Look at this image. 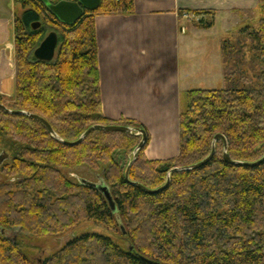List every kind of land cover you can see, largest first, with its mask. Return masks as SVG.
<instances>
[{"label":"trees","instance_id":"1","mask_svg":"<svg viewBox=\"0 0 264 264\" xmlns=\"http://www.w3.org/2000/svg\"><path fill=\"white\" fill-rule=\"evenodd\" d=\"M14 2L24 13L14 21L17 91L11 110L43 118L66 142L78 141L98 125L144 130L148 140L131 167V185L125 176L141 136L98 130L79 146L68 147L37 121L0 110V150L4 145L13 149L12 155L3 151L10 159L0 169L13 180L0 185V264H34L7 231L52 237L84 222L104 226L123 245L87 234L41 264H264V163L231 166L218 141L208 165L173 172L206 160L218 135L226 138L235 162L256 163L264 157V17L222 41V90L187 92L179 155L150 161L147 129L133 120L108 119L101 98L95 20L131 15L134 0H102L98 10L86 11L73 25L61 23L40 0ZM259 4L264 12V0ZM215 15L196 13L211 20H194V26L212 29ZM41 19L62 33L51 63L34 57L46 34L43 25L32 27ZM80 167L103 172L116 213L101 191L65 176L64 171ZM169 174L170 185L160 194L136 186L159 190Z\"/></svg>","mask_w":264,"mask_h":264},{"label":"crops","instance_id":"2","mask_svg":"<svg viewBox=\"0 0 264 264\" xmlns=\"http://www.w3.org/2000/svg\"><path fill=\"white\" fill-rule=\"evenodd\" d=\"M16 7L14 0H0V96L5 106L14 104L17 91ZM258 8L259 0H134L131 15L97 17L104 115L113 122L142 124L149 134L146 156L150 161L176 158L180 115L191 91L182 59L187 57L191 39L205 40L193 22L208 16L197 17L196 13L223 15L229 37L235 33L233 26L244 23L236 17Z\"/></svg>","mask_w":264,"mask_h":264},{"label":"rangeland","instance_id":"3","mask_svg":"<svg viewBox=\"0 0 264 264\" xmlns=\"http://www.w3.org/2000/svg\"><path fill=\"white\" fill-rule=\"evenodd\" d=\"M260 4L258 11L250 12L241 17H236L240 21L244 22L242 25L236 27L233 26L234 34L229 36V38H235L236 34L240 31L242 26L255 24L259 19L264 17V12L260 11ZM24 10L20 7H16V16H22ZM248 15V16H247ZM211 18V17H210ZM207 17V21H210ZM45 28V38L52 32L58 33L59 36L62 35L61 31L54 29L45 24V21L41 19L40 21ZM236 25V24H235ZM226 18L218 14L215 18L214 27L210 30H202L203 33H199L204 41L191 42L188 47L187 57L182 59V67L186 65L187 67V84L189 90H222L224 88V79L222 71V60H221V38L222 41L228 38L226 36ZM44 38V39H45ZM191 75V77H189ZM8 109H11L13 105L11 103L6 104ZM10 144V143H9ZM6 152L10 155L13 153V149L10 145L2 146ZM4 150H0V155ZM65 176L78 183L82 180L93 182L96 184H101L103 179V172L94 173L86 167H80L74 170L64 171ZM6 183H13L12 179H8L0 171V185ZM87 234H98L102 236H107L118 241L120 245H123L119 241L118 236L112 235L107 229L102 226L95 224L93 222H84L80 224L77 228L59 236L52 237H33L24 236L19 233V231H7V237L13 239L18 243L20 250L31 260L34 264H41L46 258L51 257L58 251L62 250L69 242L73 239L81 237Z\"/></svg>","mask_w":264,"mask_h":264},{"label":"water","instance_id":"4","mask_svg":"<svg viewBox=\"0 0 264 264\" xmlns=\"http://www.w3.org/2000/svg\"><path fill=\"white\" fill-rule=\"evenodd\" d=\"M40 1L43 4H45V6L51 11V13L61 23L66 24V25L75 24L78 20H80L83 17V15L85 14L86 11H96L100 8V6L102 4V0H74V1H72V0H61L56 4H53L51 2V0H40ZM41 25L42 24L40 22H38V23H34L32 27L34 30H38L41 27ZM58 47H59V35L56 32H52L42 41L40 46L34 51V57L39 62L51 63L56 58ZM0 110L7 113V114L13 115V116H26V117H29L30 119L37 121L38 123L42 124L47 129V131L51 134V136L56 141L61 142L63 145L68 146V147L79 146L80 144H82V142L89 135H91L93 132L98 131V130L107 131V132L127 133V134H131V135L141 136L142 141L134 152V159L129 164L128 169H127V173L125 176V179L129 184L135 185V184H132L130 182L129 177H130L131 167H132L133 163L136 161L139 151L142 150V148L144 147V145L146 144V142L148 140L147 133L144 130L133 129V128L123 127V126H101V125H98V126H94V127L90 128L88 131H86L78 141L66 142V141H63L56 134V132L53 130L52 126L46 120H44L43 118H41L37 115L29 114V113H26L23 111H14V110L8 109L3 104H0ZM218 141H222L224 143V161L231 166L240 165V166H246V167H250V168H256V167H258L264 163V157L256 163H238V162L233 161L228 154V143H227L226 138L222 135H218V136H216V138L214 139V142L212 144V152L206 160H204L203 162H201V163H199L193 167L185 168L182 170L176 169L173 172L195 171V170H199V169L205 167L206 165H208L214 159V157L216 155V144ZM9 159H10V156L6 152H3L0 155V169ZM80 182H82L83 184L90 185L91 187H94V188L98 189L99 191H101L105 195V197H106L107 201L109 202L113 211L116 213V207H115L113 198L110 194L108 187L104 184V182H102L101 184L91 183V182H88L85 180H82ZM170 182L171 181H170V174H169L167 184L159 190H148L147 188H145L144 186L139 185V184H137L136 186L138 188H140L142 191H144L146 194L157 195V194H160L161 192L165 191L169 187ZM122 230L124 232V229H122ZM1 233H4V231H1ZM150 264H154V263L150 262Z\"/></svg>","mask_w":264,"mask_h":264},{"label":"flooded vegetation","instance_id":"5","mask_svg":"<svg viewBox=\"0 0 264 264\" xmlns=\"http://www.w3.org/2000/svg\"><path fill=\"white\" fill-rule=\"evenodd\" d=\"M61 1V0H60ZM72 1H74V0H72Z\"/></svg>","mask_w":264,"mask_h":264}]
</instances>
